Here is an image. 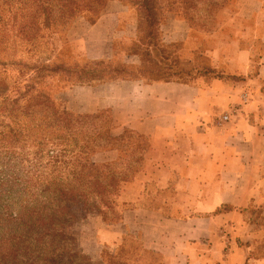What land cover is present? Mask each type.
Wrapping results in <instances>:
<instances>
[{
    "label": "crops",
    "instance_id": "crops-1",
    "mask_svg": "<svg viewBox=\"0 0 264 264\" xmlns=\"http://www.w3.org/2000/svg\"><path fill=\"white\" fill-rule=\"evenodd\" d=\"M235 1L229 23L198 32L199 42L189 21L172 19L182 37H164L181 41L185 77L140 74L141 55L122 46L137 40L138 26L126 30L122 11L105 10L90 24V36H100L86 57L111 58L127 74L76 86L96 98L78 112L106 110L114 138L128 130L147 144L116 216L85 219L88 245L78 241L93 262L264 264V0Z\"/></svg>",
    "mask_w": 264,
    "mask_h": 264
},
{
    "label": "rangeland",
    "instance_id": "rangeland-1",
    "mask_svg": "<svg viewBox=\"0 0 264 264\" xmlns=\"http://www.w3.org/2000/svg\"><path fill=\"white\" fill-rule=\"evenodd\" d=\"M12 1L11 12L0 14V108L10 104L2 102L8 95L10 100L17 99L20 105L30 103L31 113L28 117L20 114L12 121L0 112V121H10L16 129L27 130L24 131L26 136L12 147H0V187L17 186L11 179L21 176L26 179L27 194H14L1 200L15 203L17 207L26 202L30 205L52 204L54 200L51 197L56 190L63 187L76 189L78 183L73 173L79 172L81 167L82 172L90 173L87 166L93 162L101 173V181L108 182L114 178L117 211L122 186L142 167L143 150L147 144L128 130L122 136L109 140L111 117L106 110L78 112L94 105L96 98L94 93L75 89L76 86L127 74L121 69L123 66L116 67L111 63V58L92 60L86 57L84 53L89 51L90 39L94 41L95 36H100V33L90 36V24L105 10L122 11L120 24L127 25L133 21L138 26L137 40L122 46L141 55L143 66L139 72L142 76L148 80H166L190 75L187 71L189 66L178 54L183 46L181 41H165L166 33L173 39L182 37L181 27L172 25V19L189 21L197 31L196 40L199 42L198 32L212 31L219 24L229 23L236 1L154 0L150 2L153 3L150 11L146 9L145 0H98L91 10L83 9L61 18L58 11L49 15L34 13L32 8L36 6L31 5L32 0H24L28 12L21 10V2ZM123 7L130 10L126 12ZM30 13L34 16L30 17ZM130 27L127 25L126 30ZM175 30L176 34H172ZM223 30L226 34L231 33L230 26ZM63 112L67 113L66 120H58ZM112 148L119 151L116 158L114 152L108 151ZM1 179H5L4 183ZM20 184L24 185L22 179ZM41 189L45 191L41 192ZM88 189H85L87 193ZM90 197L88 203L98 202L94 195ZM72 198L68 197V200ZM255 217L257 221H263L261 212L257 211ZM83 218L78 217L74 232L78 240L83 239L88 245L90 232L85 228ZM263 246L264 241H258L257 249Z\"/></svg>",
    "mask_w": 264,
    "mask_h": 264
},
{
    "label": "trees",
    "instance_id": "trees-1",
    "mask_svg": "<svg viewBox=\"0 0 264 264\" xmlns=\"http://www.w3.org/2000/svg\"><path fill=\"white\" fill-rule=\"evenodd\" d=\"M153 1L145 0L146 9L150 11L153 9V3H150ZM18 2L22 4L20 7L22 11H29L24 0ZM96 2L98 0H32L31 5L36 6L32 8L34 13L49 15L58 11L61 18L62 15L70 16L83 9L91 10ZM12 5L11 0H0V14L4 11L11 12ZM34 13H30V17L34 16ZM22 96H25V93ZM2 102L10 103L8 107L5 104L6 108H0V112L13 119L12 121L20 114L28 117L31 113L30 103L20 105L17 99L10 100L8 95L3 97ZM14 104L17 106L13 107ZM39 104L42 105L43 102L40 101ZM66 117L67 113L63 112L58 120L65 121ZM0 122V147H12L26 136L24 131L27 130L16 129L10 121ZM107 138L114 139L110 132ZM87 167L90 173L82 172V167L79 172L73 173L78 187L71 190L67 187L57 189L51 197L54 200L52 204L44 202L30 205L26 202L17 207L14 206L15 203H4L1 200L3 198H9L14 194L22 196L27 194L26 179L21 176L11 179L17 186L7 189L0 187V264H101L94 263L82 251L74 229L80 216L85 219L89 214L102 215L106 219L115 217L116 189L114 178L108 182L101 181V173L97 171L93 162ZM18 179L20 183L22 179L24 185L18 183ZM4 181L5 179H1V183ZM87 188L88 193L85 191ZM44 191L45 189H41V192ZM90 195H94L98 202L88 203ZM68 197L73 198L68 200ZM107 210L111 212H108L109 215Z\"/></svg>",
    "mask_w": 264,
    "mask_h": 264
},
{
    "label": "built area",
    "instance_id": "built-area-1",
    "mask_svg": "<svg viewBox=\"0 0 264 264\" xmlns=\"http://www.w3.org/2000/svg\"><path fill=\"white\" fill-rule=\"evenodd\" d=\"M222 119H223V120H227V119H228L227 115H224V116L222 117Z\"/></svg>",
    "mask_w": 264,
    "mask_h": 264
}]
</instances>
